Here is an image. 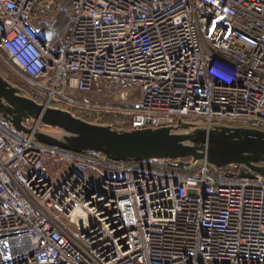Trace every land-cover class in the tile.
I'll list each match as a JSON object with an SVG mask.
<instances>
[{
    "label": "built area",
    "instance_id": "obj_1",
    "mask_svg": "<svg viewBox=\"0 0 264 264\" xmlns=\"http://www.w3.org/2000/svg\"><path fill=\"white\" fill-rule=\"evenodd\" d=\"M1 66L91 122L264 130V0H0ZM244 166L148 168L0 120V264H264V175Z\"/></svg>",
    "mask_w": 264,
    "mask_h": 264
},
{
    "label": "water",
    "instance_id": "obj_2",
    "mask_svg": "<svg viewBox=\"0 0 264 264\" xmlns=\"http://www.w3.org/2000/svg\"><path fill=\"white\" fill-rule=\"evenodd\" d=\"M0 120L40 142L83 154L106 155L116 161L175 159L180 167H189L207 160L219 168L243 163L240 175H254L246 166L264 175V130L229 125L206 128L182 121L178 125L128 129L91 122L71 110L39 103L1 70ZM34 120L57 131L29 124Z\"/></svg>",
    "mask_w": 264,
    "mask_h": 264
},
{
    "label": "trees",
    "instance_id": "obj_3",
    "mask_svg": "<svg viewBox=\"0 0 264 264\" xmlns=\"http://www.w3.org/2000/svg\"><path fill=\"white\" fill-rule=\"evenodd\" d=\"M70 108L74 114L81 116L82 118H85L88 120H95L96 119L95 118L96 117L95 112L90 113V111H87L85 108L79 107V106H74V107H70ZM91 154H95V153H91ZM185 159H188V158H185ZM130 163H133V164H136L139 166H143V167H148V168H157V169H161V170H171V171H178V172H183V173L191 172L190 168L180 167L178 164L174 163L171 160L167 161V160H162V159H152V160H147V161H143V162L131 161Z\"/></svg>",
    "mask_w": 264,
    "mask_h": 264
},
{
    "label": "rangeland",
    "instance_id": "obj_4",
    "mask_svg": "<svg viewBox=\"0 0 264 264\" xmlns=\"http://www.w3.org/2000/svg\"><path fill=\"white\" fill-rule=\"evenodd\" d=\"M1 72L8 78V77H12L11 75H10V73L7 71V69H6V67H4V66H1ZM43 128H45L46 130H49V131H57L56 129H53V128H50V127H43Z\"/></svg>",
    "mask_w": 264,
    "mask_h": 264
}]
</instances>
